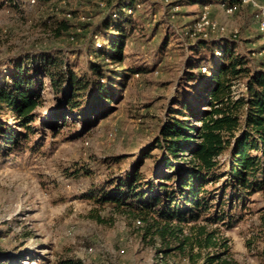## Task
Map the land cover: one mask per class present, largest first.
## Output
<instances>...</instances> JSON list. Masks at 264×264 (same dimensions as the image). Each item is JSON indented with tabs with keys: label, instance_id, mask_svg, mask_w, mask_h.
I'll return each instance as SVG.
<instances>
[{
	"label": "rangeland",
	"instance_id": "obj_1",
	"mask_svg": "<svg viewBox=\"0 0 264 264\" xmlns=\"http://www.w3.org/2000/svg\"><path fill=\"white\" fill-rule=\"evenodd\" d=\"M141 1L132 13L137 27L124 46L125 60L117 63L99 53L107 44L106 33L99 26L105 16L119 13L111 11L116 0H38L31 5L27 0H0V82L31 48L61 51L77 64V70L100 62L108 69H124L127 76L113 111L89 132L77 137L66 128L56 136L46 132L40 139L42 152L0 155V257L5 261L61 264L62 259L74 257L92 264L157 262L160 243L144 242L135 219L110 203L100 206L83 194L92 183L131 171L159 136L171 106L177 107L176 98L194 101L197 82L187 81V74L198 55L190 44L204 34H216L199 29L203 13L225 26L228 35L236 32L240 50L256 62L264 61V32L258 21L264 0H250L233 14L221 7V0ZM62 20L70 27L58 36L53 28ZM202 51L210 60L217 58L207 49ZM205 65L212 66L204 62L202 71ZM133 66L145 70L128 73ZM242 84L234 88L237 95L245 90ZM46 85L43 93L48 108L56 99L49 81ZM7 114L1 117L8 118ZM94 120L89 117L90 122ZM76 125L83 129L85 123L79 119ZM151 152L158 154L159 149ZM114 157L121 160L106 161ZM152 168V159L145 158L143 171L150 175ZM94 212L107 221L93 219ZM236 212L241 219L231 229L219 223L210 226H218L229 238L230 252L242 264H262L264 190L249 195ZM90 246L96 248L95 253H87ZM120 248L126 249L124 255L118 254ZM165 261L189 264L178 256Z\"/></svg>",
	"mask_w": 264,
	"mask_h": 264
},
{
	"label": "trees",
	"instance_id": "obj_2",
	"mask_svg": "<svg viewBox=\"0 0 264 264\" xmlns=\"http://www.w3.org/2000/svg\"><path fill=\"white\" fill-rule=\"evenodd\" d=\"M141 2L116 0L111 5V11L119 13L102 19L99 29L106 33L107 44L99 53L117 63L125 60L124 46L137 27L132 13ZM57 23L53 29L58 36L70 27L66 20ZM239 47L238 40L228 35L199 37L190 44L198 55L187 74V81L197 82L194 101L176 98L177 107L171 106L159 136L131 171L92 183L83 194L100 206L110 203L130 219L140 220L142 225L135 227L141 239L159 242L158 251L166 258L178 256L189 264H242L230 252L229 238L218 226H210L219 223L231 229L241 219L235 213L238 206L252 193L264 190V61L256 62ZM204 49L217 58L208 59ZM204 62L212 65H205L206 72L201 69ZM77 67L61 51L31 48L2 78L0 155L42 152L40 139L46 132L56 136L66 128L77 137L113 111L118 90L127 79L125 70L108 69L100 62ZM144 70L133 66L128 73ZM46 81L56 99L48 108L43 93ZM241 82L245 90L237 95L234 88ZM79 119L85 123L83 129L76 125ZM147 157L153 161L150 175L143 171ZM91 216L101 223L107 221L97 212ZM0 264L12 262L0 257ZM61 264L83 262L66 257Z\"/></svg>",
	"mask_w": 264,
	"mask_h": 264
},
{
	"label": "built area",
	"instance_id": "obj_3",
	"mask_svg": "<svg viewBox=\"0 0 264 264\" xmlns=\"http://www.w3.org/2000/svg\"><path fill=\"white\" fill-rule=\"evenodd\" d=\"M28 4H35L37 3L38 0H27ZM250 0H236V1H232V0H221L220 1V5L221 7L226 10L227 13L233 14L235 12L238 11L240 5L246 4L248 3ZM206 7H208V5H206ZM128 11H132V9H128ZM199 26H200V30H210L211 33H216V34H204L201 37L204 38H211V37H216V36H223V35H228L226 32V27L220 25L218 22L212 20L207 13H203L199 22ZM259 28L261 31L264 32V11L259 15ZM232 38H237V33L234 32L233 34L228 35ZM264 52V49H263ZM204 71L207 70V67L203 68ZM244 85V84H242ZM137 226H141L142 222L140 220H136ZM96 248L93 246H90L87 248V253L88 254H93L95 253ZM126 253V249L125 248H120L118 250V254L120 255H124ZM158 257L159 260L156 262H154V264H167L165 259V255L162 251L158 252ZM82 262L83 264H92L87 262L86 258H82ZM95 264V263H94Z\"/></svg>",
	"mask_w": 264,
	"mask_h": 264
}]
</instances>
